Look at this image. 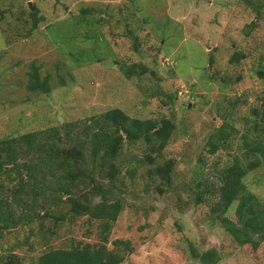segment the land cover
Here are the masks:
<instances>
[{"label":"rangeland","instance_id":"374dc122","mask_svg":"<svg viewBox=\"0 0 264 264\" xmlns=\"http://www.w3.org/2000/svg\"><path fill=\"white\" fill-rule=\"evenodd\" d=\"M262 7L258 18L243 0H0V140L114 107L142 119L171 118L176 129L157 162L145 159L143 144L123 155L126 183L118 195L124 209L110 241L129 239L134 250L121 264H202L208 251L216 252V264H264V243L257 250L238 245L212 213L216 196L196 203L194 189L197 172L216 180L217 171L242 155L245 123L263 105ZM83 8L95 11L82 15ZM33 12L44 17L36 28ZM235 52H243L242 60L232 63ZM139 62L149 72L131 66ZM34 63L51 75L50 93L27 89ZM228 98L241 100L229 121L240 131L228 148L212 151ZM172 160L170 184L151 177L157 163ZM129 168H136L132 178ZM244 181L264 203V164ZM237 204L225 215H234ZM52 222L7 230L0 259L14 249L30 264L45 250L44 229ZM56 232L50 243L57 247L95 242L98 221L66 219Z\"/></svg>","mask_w":264,"mask_h":264},{"label":"trees","instance_id":"16d2710c","mask_svg":"<svg viewBox=\"0 0 264 264\" xmlns=\"http://www.w3.org/2000/svg\"><path fill=\"white\" fill-rule=\"evenodd\" d=\"M243 2L256 9L258 18H263V2ZM94 11V8L81 10L82 15H91ZM32 17L33 28L44 19L36 12ZM252 24L256 25V20ZM59 35L62 34L58 30L56 36ZM242 54L235 52L231 62L241 61ZM208 63L210 67L214 66L212 55ZM131 66L140 68L139 73L149 72V67L142 62ZM128 68L126 73L130 75L133 68L127 72ZM258 71L264 75L263 70ZM59 79L60 84L66 85V78ZM51 80V75L43 76L40 66L34 63L28 72L27 89L50 93ZM240 101L239 98H228L224 103L226 108L222 110L226 112L218 132L212 135L216 142L212 151L219 146L228 148L231 138L239 133L240 130L229 121ZM245 124L240 144L242 155L235 156L231 163L217 171L216 180H210L207 173L197 172L194 189L196 203L209 202L216 196L211 210L221 225L238 245L248 244L257 250L264 243V203L247 187L244 178L264 164V99L262 106L252 109V117ZM175 129L176 124L171 118L142 119L114 107L89 119L3 138L0 140V240L9 229L35 221L43 226L45 220H50L53 222L44 229L42 238L45 250L30 264L123 263L134 250L131 240L117 238L110 241L111 231L124 209V201L118 195L121 185L126 183L122 174L123 155L128 146L143 144L145 159L157 162ZM250 134L254 136L250 137ZM173 164V160L157 163L150 170L151 177L159 176L170 184ZM135 171L136 168H129L126 176L132 178ZM235 202L238 204L234 215H225ZM78 216L98 221L95 242L70 243L66 247L50 243L62 221ZM13 250L0 259V264H25L26 257ZM200 257L204 259L202 264H216L219 258L215 251Z\"/></svg>","mask_w":264,"mask_h":264}]
</instances>
